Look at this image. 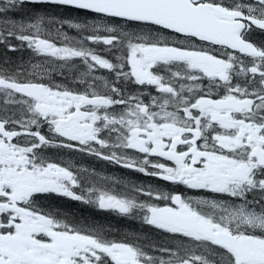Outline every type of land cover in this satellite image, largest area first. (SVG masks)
<instances>
[{"label":"snow or ice","instance_id":"6c2138e0","mask_svg":"<svg viewBox=\"0 0 264 264\" xmlns=\"http://www.w3.org/2000/svg\"><path fill=\"white\" fill-rule=\"evenodd\" d=\"M26 4L98 19L9 18ZM257 31L264 0H0V46L44 58L31 71L0 64V264H264ZM51 148L169 190L101 184ZM55 196L139 219L159 238L110 239L38 206Z\"/></svg>","mask_w":264,"mask_h":264},{"label":"trees","instance_id":"16d2710c","mask_svg":"<svg viewBox=\"0 0 264 264\" xmlns=\"http://www.w3.org/2000/svg\"><path fill=\"white\" fill-rule=\"evenodd\" d=\"M23 8L26 9L24 11L25 15L28 14V12L35 13L37 12L36 10H38L36 14H40L41 11H47L48 8L50 11L56 8V11L59 10L63 12V8L49 5L38 6L26 4ZM66 11L70 13H78L74 10ZM20 57L21 51L11 52L5 49L3 46H0V64H3L4 59L7 58L9 61H11L9 70L12 69L13 65L17 64V61ZM135 184L142 183L135 182ZM43 203L49 205L50 207L48 208L50 210L57 212L61 216L67 217L71 221L102 227L110 239L123 240L127 238L134 240L137 236H147L151 239L159 238V236L152 233V230L147 227V225H144L138 219H133L131 217H121L117 214L99 210L95 207H92L91 205L82 204L77 201H72L61 197L43 199L41 200L39 207H41ZM145 227L147 229H145Z\"/></svg>","mask_w":264,"mask_h":264},{"label":"flooded vegetation","instance_id":"af4514ba","mask_svg":"<svg viewBox=\"0 0 264 264\" xmlns=\"http://www.w3.org/2000/svg\"><path fill=\"white\" fill-rule=\"evenodd\" d=\"M77 19L78 18H74V20H77ZM79 22H83V21H79ZM254 39H257V40L264 39V36H261L260 33L257 31L254 35ZM101 91H103V89H101ZM65 151H67V149H63V151H61L60 149H56V148L47 149L46 156L52 161L57 162V163L73 164V165L79 166L80 168H87L89 170L90 175H92L93 170H95V174H98L95 177L97 181H104L105 177H112V178L120 179L122 181H140L141 177H143V179L148 178L147 176H144L140 173H136L137 178H135L134 173L131 174L130 171L127 169L119 168L113 164H109L93 156L81 154L79 152H71V153L76 155L77 158L81 160V162L67 163L65 162V159L63 157V152ZM38 202H41V200ZM43 205L50 207L49 205L44 204V203L42 204V206Z\"/></svg>","mask_w":264,"mask_h":264},{"label":"rangeland","instance_id":"374dc122","mask_svg":"<svg viewBox=\"0 0 264 264\" xmlns=\"http://www.w3.org/2000/svg\"><path fill=\"white\" fill-rule=\"evenodd\" d=\"M40 15H47V14H45V13H42V14H40ZM35 16V15H34ZM47 16H49V15H47ZM30 17H33V16H30ZM30 17H27V18H17L16 20H20V19H28V18H30ZM59 18H61V17H59ZM92 19H94V20H96V19H98V18H92ZM65 31H67V33H68V35L69 36H72V33H75L76 32V30H74V29H67V28H65ZM28 52H27V55L26 56H22V57H20L19 59H18V61H17V66L18 65H23L25 68H27L29 71H31V66L33 65V64H38V63H42L43 62V57H38V56H36L34 53H32L30 50H27ZM102 71L103 70H100L98 73H97V75H101L102 74ZM63 157H64V159H65V162H67V163H69V162H81V160L80 159H78L77 158V156L76 155H74V154H72L68 149H67V151H65V152H63ZM151 185H154V186H158L157 184H151ZM189 195H194L195 193L194 192H189L188 193ZM152 230H154L155 232L157 231V230H155V229H152Z\"/></svg>","mask_w":264,"mask_h":264},{"label":"bare ground","instance_id":"6f19581e","mask_svg":"<svg viewBox=\"0 0 264 264\" xmlns=\"http://www.w3.org/2000/svg\"><path fill=\"white\" fill-rule=\"evenodd\" d=\"M9 53V52H8ZM95 210V209H94Z\"/></svg>","mask_w":264,"mask_h":264}]
</instances>
